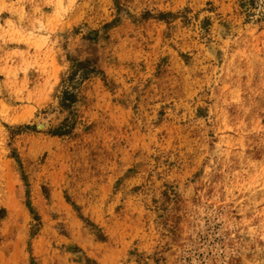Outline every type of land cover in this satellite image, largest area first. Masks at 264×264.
<instances>
[{
	"label": "rangeland",
	"instance_id": "rangeland-1",
	"mask_svg": "<svg viewBox=\"0 0 264 264\" xmlns=\"http://www.w3.org/2000/svg\"><path fill=\"white\" fill-rule=\"evenodd\" d=\"M0 264H264V0H0Z\"/></svg>",
	"mask_w": 264,
	"mask_h": 264
}]
</instances>
